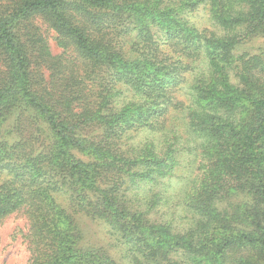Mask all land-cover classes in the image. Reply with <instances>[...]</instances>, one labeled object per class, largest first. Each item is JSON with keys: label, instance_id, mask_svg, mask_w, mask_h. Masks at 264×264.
Masks as SVG:
<instances>
[{"label": "trees", "instance_id": "1", "mask_svg": "<svg viewBox=\"0 0 264 264\" xmlns=\"http://www.w3.org/2000/svg\"><path fill=\"white\" fill-rule=\"evenodd\" d=\"M198 154L187 225L155 218ZM13 213L28 264H264V0H0Z\"/></svg>", "mask_w": 264, "mask_h": 264}, {"label": "rangeland", "instance_id": "2", "mask_svg": "<svg viewBox=\"0 0 264 264\" xmlns=\"http://www.w3.org/2000/svg\"><path fill=\"white\" fill-rule=\"evenodd\" d=\"M191 22L198 28H213L207 9L200 6L189 15ZM48 44L53 53L60 51L56 40L55 33L49 31L47 34ZM263 39H259L262 41ZM181 97L179 93L176 94ZM185 134L183 137H187ZM140 139L143 136L139 134ZM138 137V138H139ZM186 143V140H185ZM201 155H195L192 162L185 156L177 164V176L173 179L172 187L169 188V200L157 201L153 207L152 214L157 219H164L172 225L186 226L187 212L184 213L183 201L187 195L196 187L201 175L202 168ZM151 192V191H150ZM149 192V193H150ZM151 194V193H150ZM156 200H159L157 197ZM182 202V204H181ZM188 218V217H187ZM27 230V218L24 214H10L0 224V264H28L29 249L24 234ZM96 235L90 234L87 238H94Z\"/></svg>", "mask_w": 264, "mask_h": 264}]
</instances>
